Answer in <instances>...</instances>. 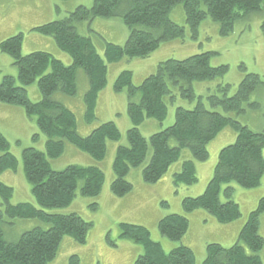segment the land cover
<instances>
[{
    "label": "trees",
    "instance_id": "trees-1",
    "mask_svg": "<svg viewBox=\"0 0 264 264\" xmlns=\"http://www.w3.org/2000/svg\"><path fill=\"white\" fill-rule=\"evenodd\" d=\"M264 0H94L91 7L78 6L62 19L46 22L32 30L50 35L58 47L72 57L66 65L50 52L38 50L23 55L24 33L12 35L1 42L3 52L9 54L18 67V80L5 76L0 81V101L24 107L36 118L40 131L47 136L46 151L27 147L23 151L24 171L32 184V193L42 208L69 206L80 191L85 196H98L103 189L106 175L97 165H70L63 170L52 168L47 157L57 158L70 142L89 153L96 160L107 154L109 140L119 141L121 132L114 121L96 127L87 136L78 132L77 117L63 102L54 99L56 92L76 95L77 73L83 68L89 79L85 93L88 122L96 118L99 93L108 83L109 63L124 58H146L163 43L182 38L185 27L170 18L171 10L183 4L187 22L194 35L199 25L211 17L221 24L223 35L230 34L238 21L261 12ZM97 17H121L130 29L125 44L106 42L104 58L90 36L81 34L83 22H92ZM88 23V24H89ZM264 34V21L262 22ZM214 51L193 54L184 59L169 58L158 64L157 71L147 76L140 85L133 83V72L123 70L115 81V90H127L128 112L132 127L128 130L127 145H120L113 163L115 179L112 192L117 196L129 194L133 184L127 175L133 167L144 164L146 182L156 183L178 162L183 150L191 152L192 158L184 160L181 169L174 175L176 184L193 185L198 182L195 162L210 158L209 144L225 129L232 128L237 136L235 142L223 147L214 175L203 194L186 197L183 209L189 213L204 209L221 223H230L241 217L240 205L233 199V182L244 188L261 185L264 177V131L252 130L241 118L249 110L259 109L261 103L251 101V95L259 87L264 88V78L255 72H246L238 89L232 95L231 84L219 83L208 87L207 95H197L194 82H206L223 77L229 72L226 64H211ZM243 68L246 67L243 65ZM38 81L41 100L30 99L26 86ZM187 99L193 108L178 106L175 122L146 138L140 125L147 118L163 121L168 116V100L177 104L179 98ZM176 144H172V141ZM0 172L16 169L17 157L9 151V142L0 132ZM13 188L0 181V195L7 208L0 209V264H48L60 250L65 236L79 243H86L93 224L78 213H47L31 202L12 205L9 199ZM224 194L225 199H222ZM98 204L95 205V208ZM264 214V197L249 214L239 232L238 241L230 247L216 242L207 246L203 264H263L259 252L264 247V237L259 233ZM39 219L49 227L37 226L25 231L16 240L5 235L4 224L11 219ZM9 222V221H8ZM123 237L142 244L145 252L136 264H195L194 250L181 244L166 252L160 242L151 238L146 226L121 223ZM190 226L188 217L173 213L159 222L161 233L175 241H181ZM246 247L251 251L248 253ZM76 256L70 264H78Z\"/></svg>",
    "mask_w": 264,
    "mask_h": 264
},
{
    "label": "rangeland",
    "instance_id": "rangeland-1",
    "mask_svg": "<svg viewBox=\"0 0 264 264\" xmlns=\"http://www.w3.org/2000/svg\"><path fill=\"white\" fill-rule=\"evenodd\" d=\"M94 0H0V81L7 75L16 79L19 70L13 58L2 51L1 42L7 37L24 33L22 45L23 55L34 51L50 52L66 65L72 64V57L61 50L54 38L33 29L34 26L46 22L62 19L78 6L91 7ZM262 11L254 13L250 18L238 21L234 30L223 35L221 24L211 17L206 18L199 25V33L195 36L187 22V15L183 4L174 7L170 18L185 27V35L163 43L156 51L146 58H124L115 63H109L108 83L99 93L95 109L96 118L88 122L85 93L89 88V79L83 68L78 69L76 95L56 92L54 99L63 102L74 111L77 117L78 132L87 136L103 122L114 121L120 132L119 141L109 140L107 154L103 160L94 159L89 153L79 149L70 142L65 143V151L57 158L47 157L55 170H63L70 165H97L103 169L106 180L102 192L98 196H85L80 187L73 202L62 208H42L32 193V184L28 181L23 163V151L27 147H35L46 151L47 136L43 134L36 118L30 116L24 107L0 101V132L9 142V151L18 159L16 169L0 172V181L13 188L9 199L12 205L20 202H31L37 208L47 213L69 214L78 213L84 220L93 224L86 243H79L71 236H65L57 257L48 264H70L71 258L76 256L78 264H136L140 255L145 252L142 244L134 239L122 235L121 223H131L146 226L154 241L160 242L166 252L185 244L190 246L196 255L195 264H203L207 256V246L216 242L230 247L238 241L239 232L246 223L249 214L257 207L260 198L264 197V177L261 185L255 188H244L237 183H231L235 190L233 199L240 205L241 217L230 223H221L217 218L204 209L185 212L183 200L186 197H196L206 190L212 179L220 150L235 142L236 132L232 128L225 129L209 146L210 158L205 162H195L197 165L198 182L193 185L176 184L174 175L182 167L184 160L192 158L189 150L185 149L178 162L172 165L165 176L156 183L146 182L143 169L150 159V152L144 164L133 167L127 175L134 189L127 195L117 196L112 192V181L115 179L113 163L120 145H127L128 130L132 127V120L128 112V93L115 90V81L123 70L133 72V83L140 85L144 79L157 71L158 64L169 58L184 59L193 54L214 51L211 64L218 66L226 64L229 72L223 77L206 82H194L197 95H207L208 87L219 83L231 84L230 95L234 94L244 78L246 72H255L264 78V3ZM79 32L90 36L99 53L104 58L106 42L123 45L130 35V29L121 17H97L92 22H83ZM89 23V24H88ZM35 24V25H33ZM243 65L246 69L243 68ZM31 100L42 98L38 81L26 86ZM251 101H258L262 105L259 109L249 110L241 120L257 132L264 131V88L259 87L251 95ZM168 116L160 121L147 118L141 125L140 131L149 138L152 134L171 126L175 122L176 108L183 106L193 108L187 99L179 98L177 104L168 100ZM172 144H176L173 140ZM3 152L0 150V154ZM224 197V194L222 196ZM98 207L95 208V205ZM7 208L6 201L0 195V209ZM200 211V212H198ZM173 213L184 214L190 221L187 234L181 241L172 240L164 236L159 229L160 220ZM9 221V222H8ZM4 224L5 235L10 240L18 239L22 233L37 226L48 228L46 222L39 219L16 218ZM235 237L234 234L238 230ZM259 233L264 237V214L261 217ZM248 253L251 251L246 247ZM264 264V247L259 252Z\"/></svg>",
    "mask_w": 264,
    "mask_h": 264
},
{
    "label": "crops",
    "instance_id": "crops-1",
    "mask_svg": "<svg viewBox=\"0 0 264 264\" xmlns=\"http://www.w3.org/2000/svg\"><path fill=\"white\" fill-rule=\"evenodd\" d=\"M33 25H35V24H33ZM35 27H37V25L34 26L33 28H35ZM7 38H8V37H7ZM176 169H181L180 165H178V167H177ZM198 212H200V211H198ZM239 230H240V228L235 232V234H234L235 237L237 236Z\"/></svg>",
    "mask_w": 264,
    "mask_h": 264
}]
</instances>
